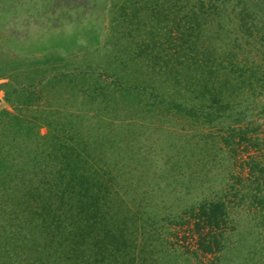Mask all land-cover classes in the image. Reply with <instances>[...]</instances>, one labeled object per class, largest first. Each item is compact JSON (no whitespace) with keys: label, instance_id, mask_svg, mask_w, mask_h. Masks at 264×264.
Returning a JSON list of instances; mask_svg holds the SVG:
<instances>
[{"label":"trees","instance_id":"trees-1","mask_svg":"<svg viewBox=\"0 0 264 264\" xmlns=\"http://www.w3.org/2000/svg\"><path fill=\"white\" fill-rule=\"evenodd\" d=\"M112 8L103 65L69 64L45 82L5 86L25 108L65 95L91 114L60 117L52 108L53 121L36 118L47 131L35 135L29 162L7 177L0 165V264H264V0H115ZM124 110L201 123L189 144L205 162L235 158L243 146L248 173L235 175L227 193L250 199L258 242H228L241 201L228 211L221 199L201 200L183 215L147 198L130 208L134 185L109 159L118 141L111 117L101 119ZM214 128L222 136L207 132ZM241 251L252 257L239 260Z\"/></svg>","mask_w":264,"mask_h":264},{"label":"rangeland","instance_id":"rangeland-1","mask_svg":"<svg viewBox=\"0 0 264 264\" xmlns=\"http://www.w3.org/2000/svg\"><path fill=\"white\" fill-rule=\"evenodd\" d=\"M114 2L115 0H0V165L5 168V177L9 173L6 169L15 172L19 165L21 167L22 163L29 162L33 155L35 135L46 133L45 126L37 128V122L40 121L36 118L41 116L42 122H47L48 119L53 121L49 117L52 114L49 110L52 108L59 111L60 117L71 118L72 114L82 112L91 114L84 110L86 107L82 108L80 105L77 108V105L70 103L65 95L48 101L44 97L33 109L25 108L14 97L7 99V89L14 86L10 90L12 92L31 81L45 82L61 71L71 69L69 64L82 66L85 62H91L96 66L103 65V58L107 59V53L109 54L107 30ZM104 80L110 79L104 76L102 81ZM253 103L256 105L257 97ZM251 115L253 118V114ZM109 117L112 124L108 127L118 141L117 145L109 144L108 148H112L109 149V159L118 168L121 177L134 185L133 194L125 199L130 208L139 199L147 198L152 206L159 204L165 206L168 212L183 215L184 209L201 200L221 199L228 211L232 205L241 201L243 209L234 207L233 213L229 215L233 220L230 224L233 229L228 242L235 246L258 242L256 232L260 227L257 225V215L249 217L246 210L250 199H246L244 203L245 199L241 200L240 194L233 198V195L227 193V187L236 182L235 175L248 173L244 171L246 167L242 168L248 160L244 163L240 160L243 146H235L239 156L228 160V156H223L226 147L217 138L216 149L224 150L222 160L213 158L205 162L206 157L202 161L199 159L202 155L197 156L200 150H191L189 144L192 128L204 131L201 123L188 122L187 118L172 112L168 117L165 114L150 117L144 113L135 116L132 112L119 111L117 114H106L101 119ZM260 122L264 123V119ZM92 125L89 122L84 127H76L80 133L83 129L82 133L86 134V129L89 132ZM26 126H30V130ZM207 132L215 137L222 136L223 133L218 132L217 128L207 129ZM124 134L127 137L125 143H121ZM258 136L261 138L264 134L261 132ZM180 159L185 163L181 164ZM190 159L192 160L189 162ZM215 159L217 167L212 169L210 164ZM178 230L177 236H183V231ZM185 233L188 234L186 231ZM243 246L242 249L245 248ZM244 257L248 259L252 256L247 258L241 251L238 259ZM256 260L258 261L257 257Z\"/></svg>","mask_w":264,"mask_h":264}]
</instances>
